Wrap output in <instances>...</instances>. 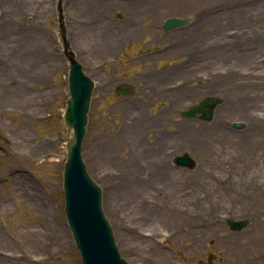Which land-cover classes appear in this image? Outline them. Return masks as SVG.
<instances>
[{"label":"rangeland","instance_id":"374dc122","mask_svg":"<svg viewBox=\"0 0 264 264\" xmlns=\"http://www.w3.org/2000/svg\"><path fill=\"white\" fill-rule=\"evenodd\" d=\"M79 1L81 14L77 0L61 6L70 49L96 83L83 159L123 258L211 264L212 254V264H264V193L253 188L264 183V0H144L130 7L136 17L146 14L136 25L138 46L126 49L128 23L120 19L132 18L124 6L137 0ZM151 2L156 17L149 18ZM174 16L192 18L176 31L188 51L161 59L156 32ZM63 46L58 0H0V134L7 140L0 139V264H82L65 214L72 133L63 119L70 97ZM196 53L200 63L187 75L164 83L146 76L165 67L179 72L176 65ZM122 83L135 87L132 95L117 93ZM159 87L184 88L169 94L176 101L166 114ZM208 96L223 98L211 121L182 116ZM183 153L194 168L172 163ZM158 168L165 175L150 173ZM228 219L248 223L235 231Z\"/></svg>","mask_w":264,"mask_h":264},{"label":"water","instance_id":"95a60500","mask_svg":"<svg viewBox=\"0 0 264 264\" xmlns=\"http://www.w3.org/2000/svg\"><path fill=\"white\" fill-rule=\"evenodd\" d=\"M189 21L190 18L171 17L165 21L164 29H176L187 25ZM69 61L70 97L67 100L64 121L72 136L66 146L67 161L63 174L67 220L83 264H131L121 256L113 229L103 211L102 190L89 175L82 155L95 82L73 56L69 57ZM133 91L134 87L128 84L117 87L119 95H130ZM221 102V97L208 96L182 115L191 118L201 113L203 120L211 121ZM234 127L242 128L243 125L235 123ZM0 138L7 142L1 134ZM175 162L181 166L195 167V161L187 153L176 157ZM228 223L232 230L240 231L248 222L229 219ZM208 261L212 264L211 254Z\"/></svg>","mask_w":264,"mask_h":264},{"label":"flooded vegetation","instance_id":"af4514ba","mask_svg":"<svg viewBox=\"0 0 264 264\" xmlns=\"http://www.w3.org/2000/svg\"><path fill=\"white\" fill-rule=\"evenodd\" d=\"M77 2H78V5H79L77 7V11H79V13L81 14V13H83L84 6H81L80 5V1L79 0H77ZM135 2H138V6L137 7H140L141 4H143L144 0H140V1L137 0ZM135 2L128 3V4H126V6H124L125 7V11L124 12H126L127 15L128 16L130 15V17H132V18H129V17L126 18V16H125V18L123 20L120 19L121 20V24H124V22H127L128 23L127 25H125V30H127V31H124L123 32V33H126L125 36L123 35V37H125V39L127 38V43L124 45V48L125 49L128 46H131L132 43L137 45L140 42L138 39H139L140 35L142 34L140 32V30L137 29L136 25H137V22L138 21L140 22V20H141V22H143L142 21V17L145 18V15H144L145 13H143V15L141 17H139V16L136 17L137 16L136 12L130 11V7L131 8H134L135 10L138 9L137 7H135L133 5V3H135ZM100 7H102V9H103V6L101 4H100ZM79 17H80V15L78 16V18L76 20L77 30H78V33H80V34L83 35V34H85V32H84L85 30L83 29V24H82L83 22L80 20ZM130 19L133 22L132 26L129 23V22H131ZM88 23H90V22H88ZM102 23H103V21H102ZM163 23L160 26L161 32H158V33L156 32L157 39L163 44V47H161L160 49H158V55L160 56L161 59H166V58H172V59L174 58L175 59L177 57V55H180L182 53L183 50L184 51H188V50L182 49V44L184 42L187 43L189 40L186 41V38H183V39L182 38L181 39L180 38H177V35H176L177 32L176 31L178 29L171 30L169 32H166L163 29ZM129 27L131 28L132 31H130ZM92 30H91V33H92ZM143 35H146V33H144ZM66 40H67L68 45L71 47V44L69 43V41H68L67 38H66ZM197 55L198 54L196 53L194 55L195 58L183 60L180 65H178V66L176 65V67L178 69L176 71H179L180 70L179 72H175V71L172 72V70L169 71L170 70L169 68H171V67H165V68L160 69V70L159 69L154 70V71L153 70H149L148 73L146 74V76H148L149 78H151V81H154L153 79H155V78L158 79L159 83L167 82L170 79L175 80L174 78L176 77V79H177L178 76L180 77V74H186L187 75V73L189 72V65L190 66H195V65H197V64L200 63L199 62L200 61L199 60V55L198 56ZM179 81H181V80H179ZM182 82H184V81H182ZM157 89L154 90V94L155 95H159V96L160 95H164L163 97L166 100H169V103H168L167 107H164L166 109L163 110V112H165V114H166V111L170 110L171 109V106L176 101V97H174V96L168 99L167 97H169V94H171L172 92L174 93L176 91L179 92V91L183 90L184 88L181 87L180 90H176V89H172L170 87H167V88L159 87ZM184 126L185 125L182 124L181 125V129L182 130L183 129L187 130V128H183ZM150 173L152 175H165L164 174L165 172L158 171L156 169L153 170V171H151ZM253 188L256 191H260L261 193H264V183L259 184V185H254Z\"/></svg>","mask_w":264,"mask_h":264},{"label":"bare ground","instance_id":"6f19581e","mask_svg":"<svg viewBox=\"0 0 264 264\" xmlns=\"http://www.w3.org/2000/svg\"><path fill=\"white\" fill-rule=\"evenodd\" d=\"M151 3H153V2H151ZM133 5L135 6V7H137L138 6V2H135V3H133ZM138 8V7H137ZM155 8H156V6H155V2L153 3V6H151V11L149 12V14H147L146 15V17H156V14L154 15V13H156V10H155ZM145 14H146V11H145ZM144 14V15H145ZM99 28V27H98ZM94 30H97V27H95L94 28ZM93 31V30H92ZM155 121V120H154ZM152 125H155V122L152 124ZM149 127H151V125H149ZM161 169H164V168H158L157 170L158 171H161ZM164 172V171H163ZM52 224V227L55 229V231H57V232H59V235H61V236H63L64 238H66L65 236V233H64V229L62 228L61 229V225L60 224H57V223H51ZM65 242H66V240H65Z\"/></svg>","mask_w":264,"mask_h":264}]
</instances>
